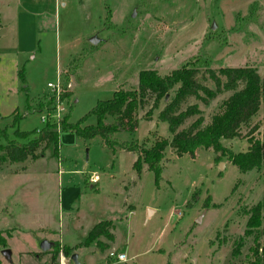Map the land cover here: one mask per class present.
I'll list each match as a JSON object with an SVG mask.
<instances>
[{
  "label": "rangeland",
  "instance_id": "obj_1",
  "mask_svg": "<svg viewBox=\"0 0 264 264\" xmlns=\"http://www.w3.org/2000/svg\"><path fill=\"white\" fill-rule=\"evenodd\" d=\"M39 9L46 20L30 37L34 50L22 52L18 69L22 68L23 82L12 60L0 62V128L6 132V137L0 136L2 144L9 139L23 143L34 136H16L15 128L31 132L45 124L40 116L52 106L53 97L47 82L56 83L58 66L67 62L68 68L60 69L59 96L64 98L60 115L67 114L69 122H76L97 99L111 97L114 88L135 86L137 73L144 68L164 74L199 56L215 72L222 65H252L264 75V0H40ZM91 43H96L97 50L86 57L72 87L69 79L63 85L70 91L63 95L62 74L85 58ZM122 63L124 79L117 69ZM194 78L215 89L204 65ZM231 92L222 89L206 102L189 95L179 107L198 105L204 124ZM167 96L159 99L152 119L147 120L144 111L152 101L148 95L136 111L135 128L115 132L116 141L170 140L167 123L157 119ZM14 109L19 118L12 126ZM197 115L185 118L178 129ZM94 121L88 115L82 124ZM263 131L261 104L238 136L222 141L234 151L244 150L249 137H260ZM58 141L61 160L41 142L36 159L0 164V264H47L51 247L62 242L76 245L71 250L76 260L59 250L54 264L61 260L64 264H165L167 260L171 264H237L248 259L253 235L244 234L246 210L264 200V166L242 172L210 147L177 154L167 145L155 180L143 162L138 170L133 167L134 153L112 149L99 136L59 130ZM4 153L0 150V155ZM87 174L96 175L97 183ZM74 213L77 226L71 221ZM88 219L112 221L109 244L103 237L101 247L95 241L79 244ZM238 240L242 241L240 254L233 256ZM111 251L124 252L127 262L116 261Z\"/></svg>",
  "mask_w": 264,
  "mask_h": 264
},
{
  "label": "trees",
  "instance_id": "obj_2",
  "mask_svg": "<svg viewBox=\"0 0 264 264\" xmlns=\"http://www.w3.org/2000/svg\"><path fill=\"white\" fill-rule=\"evenodd\" d=\"M108 14L109 10L106 11V15ZM202 65L213 80L215 89L195 80V72ZM75 67H77V63H73V68ZM17 75L23 82L22 68L18 69ZM61 80L63 95L68 96L70 91L63 86L68 81L66 73L62 74ZM174 86L176 87L170 96V90ZM222 89L232 90V92L223 99L220 108L213 112L204 124H202L203 117L199 114L198 105L192 103L183 109L179 107L189 95L206 102ZM167 94L168 100L158 110L157 119L167 123L168 131L172 134L170 140L165 137H156L150 143H147L146 138L139 143L133 140L116 141L115 132L120 129L132 131L135 128L137 124L136 111L145 103L148 95L152 96V101L144 111L146 119L150 118L153 108L158 106L159 99ZM261 104H264V75L261 76L255 66L222 65L215 72L208 67L205 59L197 56L164 74H159L153 68L139 70L135 86L116 87L110 98L97 99L93 106L76 122L67 121V114H64L57 123L47 121L36 131L23 132L15 128L13 133L16 136L27 137L29 133H33L34 136L27 138L23 143H18L14 139H9L4 144L0 143V150L5 152L4 155H0V160L6 159L12 162L27 157L35 159L41 155V152H36V148L41 142L51 146L52 154L59 157L58 131L71 130L83 137L99 136L102 142L112 149L117 144L126 150L137 151L132 163L133 167L138 170L140 164L145 163L147 169L153 172L155 180L160 176L163 150L167 145H170L177 154L185 152L193 154L198 148L210 147L212 150L220 152L218 156H226L240 171L247 172L264 166V131L260 137L251 135L250 143L244 150L234 151L224 145L222 139L238 136L241 127L250 124ZM193 114L198 115L187 127L178 129L184 119ZM10 115L9 125L15 126L19 118L18 111L14 109ZM88 115L95 117L94 123L82 124ZM107 116L111 118L110 122L105 121ZM0 136L6 137L5 128H0ZM208 199L207 195L204 206H207ZM246 212L244 234L253 235L252 243L248 247L249 256L246 262L237 264H264V200L256 201ZM110 224V219L98 220L91 226L79 244L86 246L91 241H95L100 246V241L97 240L99 236L112 239V234L109 231ZM241 246L242 241H236L231 254L233 256L240 254ZM75 247L76 245L66 244L58 246V243H55L51 247L50 261L47 264H54V258L59 250L63 255H67L71 254V250ZM165 264H171V262L167 260Z\"/></svg>",
  "mask_w": 264,
  "mask_h": 264
},
{
  "label": "crops",
  "instance_id": "obj_3",
  "mask_svg": "<svg viewBox=\"0 0 264 264\" xmlns=\"http://www.w3.org/2000/svg\"><path fill=\"white\" fill-rule=\"evenodd\" d=\"M39 2L40 0H0V62L5 61L8 58L9 60H12L13 62L12 64L14 65L13 67H15V69H18L20 62L23 61L21 58L22 52L34 50L35 47L34 44L31 46L33 41L30 39V37L34 38V35L40 31L43 22L46 20L45 18H43V14L39 9ZM23 42L27 43L28 50L25 48L26 46ZM95 45L96 43H91V49L89 48L85 52L88 56L87 55L83 56L85 58H83L81 62L77 64L78 67H75L72 70L69 69V71L66 73L67 79H69L71 87L73 83L76 82L78 76H80V72L77 71L81 69L82 64L84 63L86 57L93 56V52L97 50V49L94 50V48L96 47ZM38 49L40 50L41 47L39 46ZM68 65H70L68 64V62L64 66L59 65L60 67L58 66L57 68L58 73H60V69L68 68ZM121 66H123V63L120 64V66L117 69L121 73L120 74L121 78L124 79L125 73L123 70H121ZM116 145L117 144L113 146V149H115V147L124 149L119 145L118 147ZM127 151H131L132 153L135 154L136 157V151L133 150H127ZM57 159L61 160L59 157H57ZM6 162H11V161L0 160V164ZM144 165L146 167L145 163ZM90 175L91 174H87V178H89ZM95 183H97V181L94 182V184ZM95 188H97V186ZM74 199L75 198L72 197L70 201ZM75 208L76 210L74 209V212L76 213L78 211V207L76 206ZM75 213L72 214L71 221H73V223L75 224L74 226H77L79 222H77V217L75 216ZM95 222L97 221L89 220V219L87 222H85L86 225L83 226L84 228L82 227L83 238L86 236L88 230ZM112 230H113V223L111 221L109 231L111 232L113 239ZM101 237L106 238L104 236H99L97 239L101 241L100 239ZM112 239L106 238L107 240L106 242L109 244V242H111ZM62 244H66V243L62 242Z\"/></svg>",
  "mask_w": 264,
  "mask_h": 264
},
{
  "label": "built area",
  "instance_id": "obj_4",
  "mask_svg": "<svg viewBox=\"0 0 264 264\" xmlns=\"http://www.w3.org/2000/svg\"><path fill=\"white\" fill-rule=\"evenodd\" d=\"M47 86L50 87L51 92H52V106L45 108L46 113L42 114L40 116L41 121L42 122H47L50 119H53V121H59L61 118V111L63 110V106L61 105V101L62 99H64L63 97H60V89H61V83H60V79H59V73L57 76V82L56 83H51V82H47ZM50 121V122H53ZM90 181L95 182L97 181V176L93 175L90 176ZM109 254L111 256H113L116 261L118 262H122V263H126L127 262V257L125 255L124 252H119V253H114L113 251L109 252ZM60 264H64V262L61 260ZM128 264V263H126Z\"/></svg>",
  "mask_w": 264,
  "mask_h": 264
},
{
  "label": "water",
  "instance_id": "obj_5",
  "mask_svg": "<svg viewBox=\"0 0 264 264\" xmlns=\"http://www.w3.org/2000/svg\"><path fill=\"white\" fill-rule=\"evenodd\" d=\"M222 166V163L220 162V167ZM149 210H150V208H147V213L149 212ZM40 247L41 248H44V240L43 241H41L40 242ZM2 253H4L5 255H7L8 254V250L7 249H3L2 250ZM70 258L72 259V260H76V255H75V253H72L71 255H70Z\"/></svg>",
  "mask_w": 264,
  "mask_h": 264
}]
</instances>
